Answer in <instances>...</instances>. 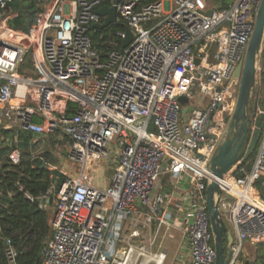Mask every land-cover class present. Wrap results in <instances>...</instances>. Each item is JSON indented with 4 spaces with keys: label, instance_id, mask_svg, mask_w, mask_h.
I'll use <instances>...</instances> for the list:
<instances>
[{
    "label": "built area",
    "instance_id": "1",
    "mask_svg": "<svg viewBox=\"0 0 264 264\" xmlns=\"http://www.w3.org/2000/svg\"><path fill=\"white\" fill-rule=\"evenodd\" d=\"M11 1L0 0V126L62 131L71 140L67 158L77 167L75 177L39 196L16 184L29 201L53 204L51 236L35 264H163L165 250L152 247L161 227L172 225V197L157 191L165 173L187 176L196 197L186 230L191 264L216 263L207 206L214 182L222 191L215 195L221 218L236 232L227 264H239L245 241L264 245V199L256 189L264 176V125L249 167L238 163L223 178L211 170L237 104L232 76L245 61L262 0H227L226 6L121 0L115 23L129 26L133 40L106 59L90 30L103 22L98 9L107 0H40L28 31L6 23ZM117 36L124 39L125 31ZM34 46L31 73L22 68ZM256 86L260 101L263 54ZM195 91L202 99L192 104ZM181 96L189 103L181 104ZM69 102L77 104L71 114ZM259 115L261 107L253 126ZM112 156L117 161L108 182L97 162ZM11 158L17 161L14 153ZM3 241L9 264H18L13 238Z\"/></svg>",
    "mask_w": 264,
    "mask_h": 264
},
{
    "label": "trees",
    "instance_id": "2",
    "mask_svg": "<svg viewBox=\"0 0 264 264\" xmlns=\"http://www.w3.org/2000/svg\"><path fill=\"white\" fill-rule=\"evenodd\" d=\"M215 1L222 6L227 5V0ZM111 2L112 0H107L106 4L111 5ZM118 31H125L124 23L111 24L105 29L94 27L90 30L94 45L99 50L102 59H106L111 49L124 48L123 39L117 36ZM76 109L77 104L69 102L67 113L71 114ZM34 121L42 122L43 119L34 118ZM6 150L5 148L0 152L3 153ZM253 157L254 155L249 160ZM246 164L250 166L249 162ZM51 173L46 158L39 156L33 159L24 158L19 163L6 158L0 168V264H9L5 254L4 236L12 237L21 252L18 264H35L40 260L44 244L51 236V217L48 210L36 202L29 201L18 190L16 184L20 182L34 196H39L51 187L53 183ZM256 188L264 199L262 179L258 180ZM227 244V238H224L225 250H227ZM243 264L251 263L247 261Z\"/></svg>",
    "mask_w": 264,
    "mask_h": 264
},
{
    "label": "crops",
    "instance_id": "3",
    "mask_svg": "<svg viewBox=\"0 0 264 264\" xmlns=\"http://www.w3.org/2000/svg\"><path fill=\"white\" fill-rule=\"evenodd\" d=\"M41 5L42 4L40 3V0H12L8 4L5 12L6 23L12 28H15L17 30H22V31L30 30L36 23V18L41 10ZM31 61H32V53H31ZM255 116L256 114L251 116L252 120L253 117ZM34 118H41V117L34 116ZM43 122L44 119L42 122H37V123H43ZM231 122L232 121L229 122L228 132L230 131ZM254 127H258L259 129H261L258 126V121L255 122ZM12 139L15 141L14 144L9 143L11 142ZM35 144H68L67 151H69L71 140L68 136L64 135L60 130H57L55 132L39 134V133L23 130L17 123H13L7 126L1 125L0 150L5 148L7 150L3 153L0 152L1 153L0 168L4 164L6 158H10L12 160L11 155L13 153H14V158L15 160L17 159V161L16 162H14L13 160L12 161L14 163H19L23 159L21 155L22 148H26V147L33 148ZM33 158L36 157L34 156ZM249 159L246 162H249L251 165L252 160L250 161ZM66 160H68V158L67 156H64L63 161L65 162ZM74 168H75V172L73 174H71L70 172H69L70 174L67 172H62L64 174H61L63 175V177H60V181L57 182L56 184L52 183V185L58 187L60 183L64 181L68 176L75 177L77 174L76 165H74ZM51 177L53 179L52 174ZM110 179L111 177L106 180L109 182ZM260 179L263 180V184H264V176ZM157 191L162 192L167 198L172 197L173 203L168 208V211L172 213V218H171L172 225L169 228H167V226L161 227L158 233L157 242L152 247V250L153 251L165 250L167 254V257L163 262V264H165L169 257L170 247H172L173 257L171 259L170 264H191L190 243L186 234V230L188 224L190 223V215L193 212L194 209L193 205L196 203V197L193 194V190L189 184L188 177L187 176L177 177L172 174L165 173L161 176L158 182ZM258 195L260 198H262L259 192ZM50 204L52 203L49 202L47 205ZM149 230L150 229L148 227V231ZM151 230L153 232L156 231V227L152 226ZM165 243H167L168 246H165ZM260 245L262 244H252L250 241H245L241 254L243 253L244 256L246 257V260L251 262V264H256L259 255V253H257L258 246ZM239 264H241V262Z\"/></svg>",
    "mask_w": 264,
    "mask_h": 264
},
{
    "label": "water",
    "instance_id": "4",
    "mask_svg": "<svg viewBox=\"0 0 264 264\" xmlns=\"http://www.w3.org/2000/svg\"><path fill=\"white\" fill-rule=\"evenodd\" d=\"M121 0H112L111 5H104L98 9V13L103 18L102 23L94 25L95 28L105 29L116 22L117 4ZM211 13V12H210ZM125 38L123 46L127 47L133 40L131 28L125 25ZM264 40V0L260 5L254 32L247 48L244 63L236 68L232 80L240 82V91L237 99L235 112L230 124V133L223 143L219 146L217 153L211 161V170L223 178L238 163H245L249 159V152L242 146L244 127L248 120V105L251 99L252 89L254 88L257 74V64ZM181 104L189 103L187 96L179 97ZM192 111V107L189 108ZM258 131L259 128H256ZM222 191L217 183H211L207 187V206L211 220L212 230L215 235L217 257L215 264H227L230 256V247L234 241V234L227 228L225 221L221 218V213L217 206V198L221 196ZM232 199V196H229ZM38 205L39 202H37ZM224 238H227L228 247L225 250Z\"/></svg>",
    "mask_w": 264,
    "mask_h": 264
},
{
    "label": "rangeland",
    "instance_id": "5",
    "mask_svg": "<svg viewBox=\"0 0 264 264\" xmlns=\"http://www.w3.org/2000/svg\"><path fill=\"white\" fill-rule=\"evenodd\" d=\"M35 48L32 47L30 53L27 55V62L26 64L23 66L22 69H26L28 70L31 69V73L33 72V67L31 68L32 62H31V53L32 50ZM261 54L264 55V40L262 43V47H261V52L259 54V57L261 56ZM29 71V72H30ZM239 91H240V82H238L237 85H235V96H237L238 99V95H239ZM258 93H259V89L256 86V81H255V85L254 88L252 89V94H251V99L248 105V114L249 116H253L254 114L257 113L258 111V107H261V109H264V98L261 97V100L258 101ZM197 95V91H195V96ZM200 96H196V98L191 102L192 104H196V102L198 101V99H202L199 98ZM237 101V100H236ZM237 103V102H236ZM233 116H230L227 118V121L230 122L232 121ZM264 125V116L263 115H259L258 116V126L262 129ZM27 135V134H25ZM13 140V139H12ZM11 142H9L10 144H14L15 141L13 140ZM68 144H35V146L33 148H22L21 150V155L22 158L24 159H33V157H45L48 163V168L49 170L52 171V176H53V183L56 184L57 182L60 181V175L64 174L62 172H67V173H71L73 174L75 172V168L74 165L69 161L66 160L65 162L63 161V157L64 156H68ZM34 152V153H33ZM17 160V159H16ZM252 160V159H251ZM250 160V161H251ZM116 161H117V157L112 156V158L107 159V160H101L100 162H97V164H100V170L98 172V175L101 179H109L111 177V174L113 173V169L116 165ZM69 173V174H70ZM46 210H48L49 216H52L53 213V204L50 205H46V207H43ZM226 226L227 228L234 234V236L236 235L235 230L233 229V226L231 225V223L229 221H226ZM145 239L148 243V229L145 231ZM165 246H168L167 243H165ZM228 247V244L226 246V249ZM258 261L256 262V264H261L264 262V245H260L258 246ZM256 255V254H255ZM173 257V251H172V247H170V252H169V257L166 261L165 264H170L171 263V259ZM243 264L244 262H247L246 257L244 256V254H240L239 255V260L238 263ZM249 262V261H248ZM251 263V262H250Z\"/></svg>",
    "mask_w": 264,
    "mask_h": 264
},
{
    "label": "flooded vegetation",
    "instance_id": "6",
    "mask_svg": "<svg viewBox=\"0 0 264 264\" xmlns=\"http://www.w3.org/2000/svg\"><path fill=\"white\" fill-rule=\"evenodd\" d=\"M258 127L253 126V121L251 116L248 114V120L246 123V126L244 127V132L242 134L243 138V148L249 152V158L255 154V151L257 149V145L259 142V138L261 135V129L258 131L256 130ZM231 131V130H230ZM230 131L227 133V135L230 133ZM226 135V137H227Z\"/></svg>",
    "mask_w": 264,
    "mask_h": 264
}]
</instances>
